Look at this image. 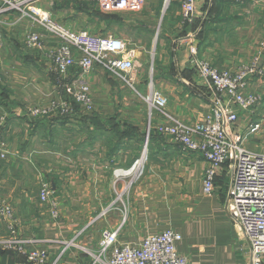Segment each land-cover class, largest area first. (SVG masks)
I'll use <instances>...</instances> for the list:
<instances>
[{
    "label": "crops",
    "instance_id": "1",
    "mask_svg": "<svg viewBox=\"0 0 264 264\" xmlns=\"http://www.w3.org/2000/svg\"><path fill=\"white\" fill-rule=\"evenodd\" d=\"M196 4L192 22L182 16V0H143L136 13L105 14L90 0H39L26 14L0 12V206L12 209L26 247H6L10 232L0 214V264H33L27 253L39 250L48 252L47 264H94L103 232L118 228V242L133 246L178 232L188 264H251V247L229 211L234 165L218 170L215 192L205 195L209 163L158 133V118L147 137V106L133 89L99 67L59 79L52 56L63 40L33 13L73 33L126 41L139 89L152 64L149 79L167 97L168 112L187 124L204 122L218 101L199 62L232 72L252 67L244 94L258 103L246 111L231 104L239 118L227 131L247 136L261 123L244 146L264 156V0ZM33 33L42 35L41 47L25 44ZM81 79L91 86L94 114L67 95Z\"/></svg>",
    "mask_w": 264,
    "mask_h": 264
},
{
    "label": "built area",
    "instance_id": "2",
    "mask_svg": "<svg viewBox=\"0 0 264 264\" xmlns=\"http://www.w3.org/2000/svg\"><path fill=\"white\" fill-rule=\"evenodd\" d=\"M39 0H0V12L18 11L26 14L34 8ZM95 2L105 14L120 12H140L143 0H90ZM245 1V0H234ZM197 12L196 0H182V16L185 21L192 22ZM39 22L51 33L59 36L63 42L52 56L54 71L62 78L77 67L81 74L90 73L96 67H104L117 76L124 85L134 88L131 73L135 69V55L128 49L126 41L114 35L90 34L87 31L73 33L64 29L51 19L47 13L33 12ZM44 39L40 34H30L25 39L27 47H41ZM194 54L195 50L192 51ZM201 75L208 79L214 89L218 101L204 122L187 124L172 116L168 108V99L160 91L150 85L149 92L142 97L148 107L149 117L156 113H164L163 122L158 131L170 137L183 149L198 153L208 163L204 179V194L215 192V179L218 170L227 162L234 165V179L230 190L229 211L241 227L245 239L251 247V264H264V156L250 153L245 149L244 141L261 128L256 123L246 130V135L230 137L227 129L238 121V113L231 104L241 110H252L258 103L257 96H245L252 67L237 72L219 70L207 62H199ZM75 102L86 112L95 110L89 83L84 79L76 87L68 88ZM228 103L225 104L223 100ZM57 106V104H56ZM33 115H39L33 111ZM4 142L0 137V154ZM50 191L41 192V200H50ZM0 214L7 221L10 241L6 247L11 250L26 252L25 242L19 238L17 222L9 206H0ZM119 228L105 230L99 242V249L94 264H188L187 259L177 249L182 236L173 230L146 237L139 245L120 244ZM29 260L33 264H47L48 252L45 250L28 251Z\"/></svg>",
    "mask_w": 264,
    "mask_h": 264
},
{
    "label": "rangeland",
    "instance_id": "3",
    "mask_svg": "<svg viewBox=\"0 0 264 264\" xmlns=\"http://www.w3.org/2000/svg\"><path fill=\"white\" fill-rule=\"evenodd\" d=\"M150 36V35H149ZM148 67H147V69H146V77H145V81H144V86H145V84H146V88H145V90H140L139 89V86H138V84L136 83V81L132 78L133 77V72L135 71H133L132 73H131V76H130V78H131V80L132 81H134V88L140 93V95H146L148 92H149V87H150V85H153L152 83H153V81H152V79H149V78H153L152 76H151V74H150V68H151V66H152V64H149V65H147ZM99 68H103L104 70H106V71H108V73H110L115 79H117V80H119V78L117 77V76H114L109 70H107V69H105L104 67H99ZM53 69H54V66H53ZM73 69H78V71L79 72H81V70L79 69V68H77V67H75V68H73ZM135 69H136V66H135ZM59 77V79L60 80H63V78L62 77H60V76H58ZM82 80V79H81ZM85 80V79H84ZM86 81V80H85ZM120 81V80H119ZM80 83V81H78L77 82V84H75V83H72L71 85H69V86H67L66 87V90H67V95H69L70 96V98H71V100L72 101H75V99L73 98V96L68 92V88L70 87V88H72V87H76L78 84ZM89 83V82H88ZM122 83V82H121ZM123 84V83H122ZM124 85V84H123ZM89 86H90V84H89ZM90 88H91V86H90ZM155 88V87H154ZM156 89V88H155ZM157 90V89H156ZM137 97H139L142 101H143V103H145L144 102V100L142 99V97L141 96H139L134 90H131ZM159 91V90H158ZM165 96V95H164ZM94 100V99H93ZM76 103V102H75ZM146 105V104H145ZM147 106V105H146ZM94 107H95V103H94ZM95 113V110L93 111V112H91V113H88V114H94ZM147 114H148V118H149V124H148V129H147V134H146V136L147 137H149L150 135H152V132L154 131L153 130V127H152V124H153V121H154V119L155 118H158V122H157V126H156V131L158 132V133H160L159 131H158V126L163 122V116L164 117H166L165 116V114L164 113H156V115H155V117L153 118V119H150V117H149V111H148V107H147ZM163 116H162V115ZM161 134V133H160ZM161 135H163V134H161ZM163 136H166V135H163ZM166 137H168V136H166ZM168 138H170V137H168ZM4 146H5V148H6V143L4 144ZM44 189H48V191H50V188L47 186V185H44L43 187H42V189H41V191H40V199H41V192L44 190ZM50 193H51V191H50ZM42 201V200H41ZM9 235H10V233H9ZM10 238H11V235H10ZM10 238L8 239V241H10ZM16 251H18V250H16ZM20 253H21V251H19Z\"/></svg>",
    "mask_w": 264,
    "mask_h": 264
}]
</instances>
